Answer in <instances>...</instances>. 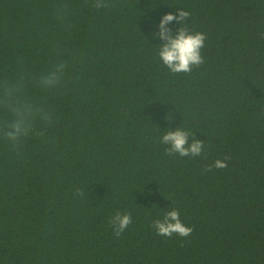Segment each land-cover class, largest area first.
<instances>
[{
    "label": "trees",
    "instance_id": "obj_1",
    "mask_svg": "<svg viewBox=\"0 0 264 264\" xmlns=\"http://www.w3.org/2000/svg\"><path fill=\"white\" fill-rule=\"evenodd\" d=\"M94 3L0 0V80L32 77L29 98L54 118L18 154L0 135V264H264V0ZM178 9L190 15L172 34L206 37L187 73L162 64L153 35ZM60 62L59 89L35 84ZM10 118L0 110V128ZM177 127L200 156L165 153ZM170 207L189 237L152 229ZM117 210L133 217L119 238Z\"/></svg>",
    "mask_w": 264,
    "mask_h": 264
},
{
    "label": "clouds",
    "instance_id": "obj_2",
    "mask_svg": "<svg viewBox=\"0 0 264 264\" xmlns=\"http://www.w3.org/2000/svg\"><path fill=\"white\" fill-rule=\"evenodd\" d=\"M94 6L98 10L103 9L107 7V0H95ZM189 15V12L182 9H178L175 14L165 13L159 20V31L153 33L163 41L158 50L159 59L172 73H187L204 62L201 49L204 47L206 37L203 33L191 32L183 26L179 27L173 35L168 27L173 21L182 25ZM66 67L64 62L52 65L49 70L42 72L35 79V84L45 90L59 89ZM32 82L33 78H26V76H18L15 80H0V110H4L11 117L0 128V135L8 142L10 150L17 154L25 139L42 134V129L38 128V122L44 126L54 123L53 113L29 98L27 86ZM190 135L188 131L177 127L166 130L160 137V143L167 145L164 151L168 156H200L204 152V142L199 139H192L189 142ZM230 159L229 155H225L223 159L217 158L204 170L225 169ZM77 194L83 195V192L77 190ZM132 222L133 217L130 212L115 211L109 219L113 236L119 238ZM151 227L157 235L163 237L176 235L185 238L193 232L192 226L182 222L180 212L175 207L166 210L161 219H153Z\"/></svg>",
    "mask_w": 264,
    "mask_h": 264
}]
</instances>
